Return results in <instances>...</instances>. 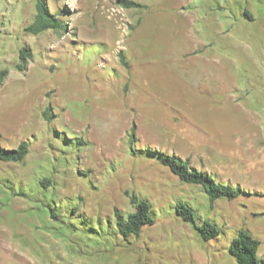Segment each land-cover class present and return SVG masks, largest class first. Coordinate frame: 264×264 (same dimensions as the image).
I'll return each mask as SVG.
<instances>
[{
	"label": "rangeland",
	"instance_id": "1",
	"mask_svg": "<svg viewBox=\"0 0 264 264\" xmlns=\"http://www.w3.org/2000/svg\"><path fill=\"white\" fill-rule=\"evenodd\" d=\"M135 1L146 6L46 0L64 26L33 34L37 0H0V145L30 147L0 160V264H237L228 246L243 228L264 264V0ZM160 152L242 193L212 201ZM131 194L151 202L155 223L125 239L115 212L134 210ZM177 202L219 236L204 240ZM74 205L103 230L84 231Z\"/></svg>",
	"mask_w": 264,
	"mask_h": 264
},
{
	"label": "trees",
	"instance_id": "2",
	"mask_svg": "<svg viewBox=\"0 0 264 264\" xmlns=\"http://www.w3.org/2000/svg\"><path fill=\"white\" fill-rule=\"evenodd\" d=\"M121 3L125 7L146 6L135 0H121ZM63 26L64 21L59 14L50 11L46 0H37V13L34 20L25 27V30L33 34H38L47 29H59ZM30 54L28 47L20 51L19 61L16 65L19 70L26 69ZM120 57L121 61L127 64L122 52H120ZM8 73V69L0 70L2 76H7ZM43 114L48 120L52 118L51 105L45 108ZM133 128L134 127H132V129ZM83 144L82 142L80 143V145ZM29 151L30 147L27 140L21 141L16 147L9 148L0 145V160L20 162L27 157ZM158 159L162 164L168 166L182 181L201 185L212 201L223 197L233 199L242 193L241 187L216 181L207 171L199 170L192 166L187 158L160 152ZM47 181L48 179L41 181L43 186L49 185ZM130 201L134 206L132 212L127 214H123L119 210L115 212V227L118 233L125 239L131 235H139L145 226L155 223L154 210L151 202L147 198H141L137 194H131ZM78 209V206L75 205L71 207L73 214H77L76 218L80 221L81 225H86V227L83 228L84 231L95 233L98 230H103L99 220L96 225L93 221L90 225L87 223L90 219L87 217L83 218V215L81 216V214L78 213ZM49 212L54 220H58L61 216L53 207L49 208ZM176 213L183 220L194 223L200 236L204 240L216 238L221 233L219 225L210 219H204L199 224L196 223V210L186 202H177ZM260 245V239L254 236L248 229L243 228L230 240L228 250L235 258L237 264H262L263 261L259 255Z\"/></svg>",
	"mask_w": 264,
	"mask_h": 264
},
{
	"label": "crops",
	"instance_id": "3",
	"mask_svg": "<svg viewBox=\"0 0 264 264\" xmlns=\"http://www.w3.org/2000/svg\"><path fill=\"white\" fill-rule=\"evenodd\" d=\"M142 23V22H141ZM139 25H141V24H139ZM139 25L132 31V34H134V38H133V42H135L134 44H132V45H129L128 46V49H130V47L132 48V50H134V57H137V56H141L142 54L140 53L141 52V49H140V43H138V34H137V32H138V27H139ZM139 33V32H138ZM126 50V49H125ZM128 60V59H127ZM131 60V59H130ZM204 61H207V60H203V59H197V58H195V57H191V59H190V62L192 63H194V66L195 67H197V66H199V67H201V69H200V73H202V74H206V76H208V75H210V77H212V71L211 70H209V69H207L208 68V66H212V64H205L204 63ZM208 72L210 73V74H208ZM204 86V85H203ZM203 89L204 90H206V88L205 87H203ZM215 90H217V89H215ZM218 91V90H217Z\"/></svg>",
	"mask_w": 264,
	"mask_h": 264
}]
</instances>
